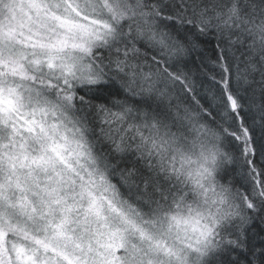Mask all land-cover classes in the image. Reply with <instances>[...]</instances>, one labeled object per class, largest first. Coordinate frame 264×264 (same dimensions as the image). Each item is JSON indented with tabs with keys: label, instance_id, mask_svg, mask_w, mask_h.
<instances>
[{
	"label": "trees",
	"instance_id": "obj_1",
	"mask_svg": "<svg viewBox=\"0 0 264 264\" xmlns=\"http://www.w3.org/2000/svg\"><path fill=\"white\" fill-rule=\"evenodd\" d=\"M87 5L108 30L86 41L82 72L36 71L29 84L77 127L121 199L206 234L199 264H264V0Z\"/></svg>",
	"mask_w": 264,
	"mask_h": 264
},
{
	"label": "rangeland",
	"instance_id": "obj_2",
	"mask_svg": "<svg viewBox=\"0 0 264 264\" xmlns=\"http://www.w3.org/2000/svg\"><path fill=\"white\" fill-rule=\"evenodd\" d=\"M87 3L0 0V75L12 79L0 82V264H199L206 234L149 221L121 199L77 127L29 84L36 71L82 72L86 41L108 30Z\"/></svg>",
	"mask_w": 264,
	"mask_h": 264
}]
</instances>
